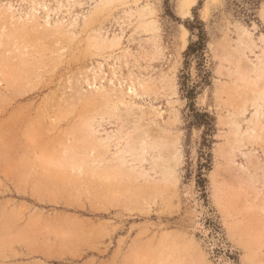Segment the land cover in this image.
I'll list each match as a JSON object with an SVG mask.
<instances>
[{"label":"rangeland","instance_id":"rangeland-1","mask_svg":"<svg viewBox=\"0 0 264 264\" xmlns=\"http://www.w3.org/2000/svg\"><path fill=\"white\" fill-rule=\"evenodd\" d=\"M185 1L0 0V264H264V0Z\"/></svg>","mask_w":264,"mask_h":264},{"label":"trees","instance_id":"trees-1","mask_svg":"<svg viewBox=\"0 0 264 264\" xmlns=\"http://www.w3.org/2000/svg\"><path fill=\"white\" fill-rule=\"evenodd\" d=\"M186 27L192 32H194L195 29H199L200 31L198 34V40L196 42L191 43L185 52V59H186L185 64L187 66L189 58L205 61V53H206V46L208 39L204 31V23L200 21L198 18H196L194 22L192 21L186 22ZM184 79H186L185 75H184ZM182 93L184 94L185 98H187L190 101V108L193 111L192 123L197 125L198 127L205 128L204 136H203L204 145H205L207 143L208 137L214 131L215 119L208 112H199L198 110H196L194 104L197 95L196 88L190 87L185 80L182 81ZM197 183L199 188H205L206 178H202L201 176H199Z\"/></svg>","mask_w":264,"mask_h":264},{"label":"bare ground","instance_id":"bare-ground-1","mask_svg":"<svg viewBox=\"0 0 264 264\" xmlns=\"http://www.w3.org/2000/svg\"><path fill=\"white\" fill-rule=\"evenodd\" d=\"M210 1H215V0H210ZM186 2V1H185ZM197 3V0H187V2L185 3V7H187V8H190L191 6H194L195 4ZM184 7V8H185ZM7 10L8 11H11V7H8L7 8ZM187 10V9H186ZM13 11V10H12ZM186 13H188V12H186ZM262 19H263V21H264V10L262 11ZM47 24H48V22H47ZM244 29V35H247V34H250L251 32L249 31V30H247L246 28H243ZM184 32H185V34H188L189 33V31L186 29V28H184ZM250 36V35H249ZM186 46H187V40H186V38H184V49L186 48ZM259 101H262L261 103H263L264 102V99L263 98H261V97H258L256 100H255V103L256 104H258V108L256 109V112L254 113V116L255 117H259V116H262V105H259ZM241 126L240 125H238V132H241ZM251 130V131H250ZM250 130H248V131H246L245 132V134H249V133H251V132H254L255 130L254 129H250ZM116 137V135H111V136H109L108 137V139L109 140H111V139H114ZM117 138V137H116ZM121 137H119L118 136V139H120ZM142 145H143V143H142ZM136 195V194H135ZM130 196V195H129ZM129 196H127V197H129ZM133 197H134V195H133ZM112 198V197H111ZM132 198V197H131ZM136 200V199H135ZM137 201V200H136Z\"/></svg>","mask_w":264,"mask_h":264}]
</instances>
